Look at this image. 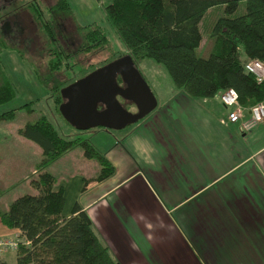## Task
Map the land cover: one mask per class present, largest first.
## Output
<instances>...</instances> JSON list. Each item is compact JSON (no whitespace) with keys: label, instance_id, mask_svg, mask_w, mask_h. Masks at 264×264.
I'll return each instance as SVG.
<instances>
[{"label":"crops","instance_id":"obj_1","mask_svg":"<svg viewBox=\"0 0 264 264\" xmlns=\"http://www.w3.org/2000/svg\"><path fill=\"white\" fill-rule=\"evenodd\" d=\"M155 99L153 112L95 147L113 176L82 192L95 178L85 165L54 175L63 215L78 203L119 264H264V122L245 131L248 110L230 123L218 95L195 101L173 84ZM15 140L0 141V192L35 174L36 159ZM0 238L23 239L1 223Z\"/></svg>","mask_w":264,"mask_h":264},{"label":"trees","instance_id":"obj_2","mask_svg":"<svg viewBox=\"0 0 264 264\" xmlns=\"http://www.w3.org/2000/svg\"><path fill=\"white\" fill-rule=\"evenodd\" d=\"M95 1H102L105 25L76 23L79 39L73 52L58 44L55 31L59 16L74 19L68 0H52L53 4H48L47 0H28L19 5L37 25L36 32L44 36V73H40L20 49L0 38V56L2 51L18 55L38 84L53 96L60 117L58 108L63 103L60 90L79 75L120 57L111 46L110 31L134 63L151 60L164 66L174 87L195 101L214 98L228 89L235 91L244 110L264 101V86L244 68V63L252 59L264 64V0ZM241 2L245 3L244 11L234 16ZM220 6L223 12L210 27L211 46L204 59L196 54L202 42L200 25L210 9ZM22 16L19 14V19L14 21L20 22ZM100 54L109 58L96 66L74 61L79 56L89 58ZM76 67L78 76L73 74ZM117 82L119 84L120 79ZM16 94L15 85L0 60V106L14 100ZM32 104L19 110L32 112ZM14 116V111L2 113L0 123L11 121ZM17 133L39 147L41 157L34 170L37 177L29 178L35 194H24L14 199L7 209H0V223L9 230H18L23 238L17 240L14 250L16 264H119L99 241L89 216L78 203L73 205L69 217L63 215L64 191L56 189L57 178L45 171L51 163L80 147L85 159L99 164L97 176L90 182L83 180L84 192L89 183L113 176V166L89 141L61 138L43 116L34 123H26ZM4 193L1 191L0 197ZM0 264L6 263L1 261Z\"/></svg>","mask_w":264,"mask_h":264},{"label":"rangeland","instance_id":"obj_3","mask_svg":"<svg viewBox=\"0 0 264 264\" xmlns=\"http://www.w3.org/2000/svg\"><path fill=\"white\" fill-rule=\"evenodd\" d=\"M27 1L28 0H19L17 2L16 0H13V3H10L9 0H0V38L3 39L8 45H11L13 47L16 46L18 49H20L25 54V57L28 59V61L36 65L40 73H44L46 71L44 58L45 56L43 55L44 51H42V48L46 44L44 41V36L36 32L38 31L36 28L37 25L35 26L28 12H26L25 9L21 11V6H19L25 4ZM47 1L48 4H53L52 0ZM68 2L70 4L73 16L75 15L74 19L71 16H59L58 18H56L58 24L56 25L55 31L57 32L56 39L58 41V44L62 45L66 50L73 52L75 47L78 45L79 39L76 32V23L81 26L92 23L105 25V13L103 10L102 1L98 2L95 0H68ZM11 4L13 5L11 6ZM3 5H5L6 7H3ZM244 7L245 3L241 2L234 16L242 14L244 11ZM222 12L223 6L210 9L205 16L204 21L201 22L200 30L202 34V42L200 47L196 50L197 56L204 59L208 57L209 49L211 46L209 37L210 27L212 26L213 21L217 17L222 15ZM19 14L20 16L23 15L22 19L20 20V22H15L14 20H16L17 18L19 19ZM110 35L111 46L117 53H119L118 56H127L128 54L117 36L112 31H110ZM107 58H109V56L100 54L91 56L89 58L79 56L74 61L76 62V64L80 65L92 63L96 66L104 62ZM0 60L2 67L5 68V71L9 74L12 82L14 83L17 93L14 100L0 106V114L8 111L15 112L13 120L0 123V141L5 142L8 138L15 137L16 140L13 141L15 143L18 138L17 136H19L17 133L18 130L22 129L24 125H26V123H34L42 116L51 122V124L57 130L58 135L64 139L70 140L82 138L89 141L96 148H98V145L100 146V144L104 143L107 137H110L112 141H115V139L118 140V134H120L122 131H112L102 128H95L87 131H78L72 128L70 125H67L63 121V118H61L55 110L53 104V96L48 94L46 90L38 84V82L34 78V75L31 73V70H29L27 66L23 65L16 53H8L6 51H2ZM134 65L145 82L150 85L149 87L153 94L154 88L149 83L153 82L152 79H154V84L157 89H163L160 92L162 96L163 93H166L171 87L172 82L164 66L157 64L151 60L137 61L134 63ZM78 71L79 69L76 67V69L73 71V74H75V76H78ZM88 73L89 72H86V74ZM84 74L79 75L77 79L82 78V75ZM161 95L156 92L154 94V96H156L157 98H160ZM31 102H33V104L31 105V109L33 110L32 112H27L25 111V109L19 110L22 106ZM126 105L130 106L131 112L136 113V109L131 106L130 103H126ZM20 138H18L19 141L17 142H22V140H24L26 144L25 146L28 147L27 150L29 153L27 151L24 152L23 149L17 151V153H26L27 158H30L31 156V158H33L34 160L36 159V162L34 161L33 163L38 164L41 157L38 155L39 152H37V150L39 151V149H35V147H33V145L29 143L30 141L24 138ZM77 163L79 164V167L85 165L87 167V172L90 173V175H94L95 177L97 176L99 172L98 162L96 160L86 161L83 158V153L80 147L68 152L62 159L51 163L45 169V171L58 177L62 174L67 173L68 171H71L72 167ZM18 164L22 166L21 163ZM36 164L33 165L34 169ZM7 168L8 167L4 162H0L1 172H6ZM20 170L21 168H18V171ZM31 171L32 169L29 170L26 178L34 179L37 177L35 174H31ZM24 194H35L33 189H31L30 187L29 181H22L13 186V188L6 190L3 196H1L0 198V209H7L9 203ZM1 239L14 240L12 238H0V240ZM9 252H11V250H0V257L5 258L7 264H16L14 253L10 254Z\"/></svg>","mask_w":264,"mask_h":264},{"label":"water","instance_id":"obj_4","mask_svg":"<svg viewBox=\"0 0 264 264\" xmlns=\"http://www.w3.org/2000/svg\"><path fill=\"white\" fill-rule=\"evenodd\" d=\"M120 79L123 87L119 86ZM63 120L78 131H121L145 118L157 106L153 92L127 55L98 67L60 90ZM118 98L133 104L123 108ZM101 107V109H99Z\"/></svg>","mask_w":264,"mask_h":264},{"label":"built area","instance_id":"obj_5","mask_svg":"<svg viewBox=\"0 0 264 264\" xmlns=\"http://www.w3.org/2000/svg\"><path fill=\"white\" fill-rule=\"evenodd\" d=\"M246 72L251 74L258 84L264 86V64L259 60H248L244 63ZM219 99L221 104L230 109L231 112L227 116V121L230 123H236L242 121L244 109H242L238 103L237 94L234 90L228 89L219 93ZM248 119L242 122V127L245 131L251 130L256 125L264 122V101L253 106L248 110ZM17 240H0V250H15L17 247Z\"/></svg>","mask_w":264,"mask_h":264},{"label":"flooded vegetation","instance_id":"obj_6","mask_svg":"<svg viewBox=\"0 0 264 264\" xmlns=\"http://www.w3.org/2000/svg\"><path fill=\"white\" fill-rule=\"evenodd\" d=\"M118 79V78H117ZM119 86L123 87L121 81L119 83ZM119 102H121V105L123 106L124 109H126L127 111L131 112V109H130V106H127L126 103L124 100L118 98ZM129 104V103H128ZM131 106H133L135 108V106L133 104H130ZM99 109H101V107H99ZM133 113V112H131Z\"/></svg>","mask_w":264,"mask_h":264}]
</instances>
